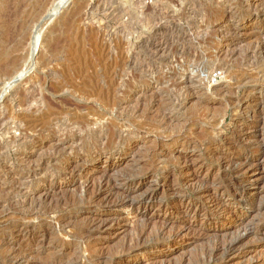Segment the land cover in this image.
Listing matches in <instances>:
<instances>
[{
	"label": "rangeland",
	"instance_id": "1",
	"mask_svg": "<svg viewBox=\"0 0 264 264\" xmlns=\"http://www.w3.org/2000/svg\"><path fill=\"white\" fill-rule=\"evenodd\" d=\"M82 1L75 3L74 0H0V52L7 46L10 47V53H17L16 55L30 49L33 59L36 58V63L31 70L23 73V76L16 80L20 83L18 85L22 92L21 95L19 94L20 97L19 95L15 97V101L18 102L26 94H32L31 88H36L37 91H43L39 96L42 95L40 102L45 105L43 113L50 109L53 112L66 111L72 114L75 121L90 120L92 129L99 128L102 123L106 128L110 127L117 132H123L125 136L129 135L130 129L135 130L137 134L132 135L134 144L125 146L118 154L113 155L112 160L110 158L106 160L107 155L101 154L98 162L88 161L87 164H81V168L87 174L93 172L95 176L101 177L103 173H107L117 178L123 175L132 176L137 168L142 167L144 174L133 178V183L135 186H142L141 194L154 189L158 198H162L164 203L161 206L156 204L154 207L136 204L131 211L115 206L111 209L116 214V217L112 216L115 222H110V225L98 235L88 239L80 235L79 229L86 227L92 220H98L100 216L109 217L112 213L107 214L104 209L96 210L95 206L86 202L83 206L66 212L64 231L60 225L65 218L59 220H53L52 217L37 218L29 208L22 210L18 204L11 202L0 207V235L7 229L15 233L21 230L28 234L25 239H22L21 234H15V238L8 237V240L15 247L22 248L23 252L29 254L26 259L28 260L26 263L29 264H201L203 252L217 242V238L211 236L213 233L216 232L231 239L238 234L237 229L243 221L251 225L256 222V214L251 212L242 222L229 223L217 219L210 224L199 218L191 219L190 214L174 212L176 204L169 201L171 198L169 193L174 190L187 196L185 204L191 200L197 201L198 197L192 191L195 182L189 181L196 170L201 172V179L207 182L209 187L220 189L219 181L216 182L217 187L213 182L221 178L223 171L219 173L221 170L211 153L217 151L224 155L235 154L237 142H227L226 139L233 138L237 132L245 137H251L253 141H264V135L249 134L241 130L254 123L263 126L264 115L261 114V118L242 117V111L237 112L235 108L238 102L254 105L255 101L262 99L259 90L264 86V0H229V2L226 0H167L168 2L158 0L166 4L170 10L179 13L177 14L178 25L175 23L179 27L170 24L171 20H169L170 23L168 19L161 20L160 22L168 23L163 24L167 30L158 36L150 33L151 25L145 22L147 15L143 14L144 5H141L139 9L140 6L131 9L134 14L132 28L135 29L131 28L132 32L129 30V33L122 35L117 33L120 29L117 19L109 16L113 11L111 7H114L116 14L122 11L118 0L108 6V0ZM105 2L106 6L102 4ZM152 2L153 0H144L146 6L151 5ZM222 2L227 4L223 5ZM170 4L176 6L172 5V8ZM46 6L47 16L43 14L44 16L41 17L39 12ZM180 12L183 17L180 16ZM28 13L32 16L29 17ZM36 13H38L37 16ZM33 15L39 19L30 20L35 19ZM184 16L190 22L185 21ZM8 21L11 23L10 27L7 26ZM34 21L40 22L38 25L35 22L34 27L28 28ZM46 22L47 25L44 26ZM195 23L203 24H201L203 29L198 31L199 35L194 31L197 34L193 33L191 37L185 36L187 31L196 27ZM168 25H172V28ZM200 30L205 31L202 34ZM170 33L173 36H170ZM39 36L40 41L37 44L36 38ZM169 36L172 39H169ZM161 41L162 44H169L168 47L171 49L166 54L172 60H167L165 64L168 65L165 69L157 73L152 68L158 67V64L163 61L154 59L155 51L152 44L154 42L159 44ZM181 48L184 52H180ZM222 49L224 54L218 61V67L212 73L209 72V79L205 81V90L213 89V93L208 94L207 90L198 91L193 87L194 90L184 107L174 109L179 95L177 91L180 90L177 86V78L179 79L182 74L178 63L192 64L193 61L196 64L200 62V58L206 60L204 58L207 57L211 60V57ZM181 53L184 54L182 57L185 60L181 57ZM125 59L129 61L128 71L125 68ZM171 61L176 62L171 64ZM45 76L47 85L44 86ZM26 78L28 80H24ZM61 82L65 84V88L59 91L55 86ZM125 83L132 88L130 92L122 95L121 90ZM8 90L10 91L5 92L6 98L3 95L2 102L5 99L6 103L0 111V120H2L0 126L4 123L1 127L5 129L0 127V203L10 198V189L16 183V178L13 179V176L17 175L21 169L19 163L21 160L16 154V149L11 148L13 146L9 148L4 145L10 142L13 135L20 133L16 127L23 122L22 125L27 126L23 130L31 132L36 129L33 125L41 129L42 127L53 128L56 124L54 121L52 126L51 124L40 125L46 122L38 118L39 122L36 124L34 122L36 117L28 121H25L23 117V121L17 119L16 116L20 114L24 116L22 113H25V110L12 105L14 99L9 97L11 89ZM8 98H11V101H8ZM2 102L0 101V104ZM167 112L171 113L174 120L166 125L165 123L160 125L159 118ZM99 118L104 119L100 122ZM197 120L201 122L199 126H190ZM180 134L188 139L200 140L203 137V144L197 148H187L180 140L177 141V136ZM220 136L221 138L218 139ZM68 142L71 143V137L51 135L38 138L34 144L35 154L27 150V153L34 156L28 163L35 164L41 159L53 156L58 147ZM70 143L65 147L70 149ZM82 144L87 145L84 142ZM71 153V159L63 162L64 167L73 168L79 165L81 159L87 154L82 148ZM242 153L252 158L258 155L254 150H246ZM5 163L8 166L3 170L2 166ZM112 163L116 165L115 171L110 168ZM186 163L193 169L187 174L181 173ZM256 165L254 164L246 175L255 185L247 192L256 193L264 189V172ZM200 166L203 168L199 169ZM153 168L158 169V178H148L146 170ZM166 172L171 174L170 180L164 178ZM180 175L183 177L178 181ZM187 177H189L188 182H186ZM69 179H71L70 176L67 179L68 184L64 183L62 189L55 190L58 184H50L54 190L47 204H51L54 209L59 200L67 199V197L76 198L81 192L83 188L81 184L73 186ZM83 181L82 179L80 183ZM120 184L118 182V185ZM43 186L44 184H41L39 187ZM234 197L232 192H226L220 199L228 204V211L243 214L247 210L243 205L236 207L231 204V199ZM37 201L40 202V198H37ZM206 204L207 207L213 206L210 203ZM259 205L260 202H257L255 206L259 207ZM45 208L47 207L43 206V210ZM55 212L59 213L60 210ZM143 220L149 221L151 225L149 230L153 232L165 228L168 222H172L174 225L166 227V232L177 229L181 235L171 240L169 245L162 243L161 247L154 250H131L133 244L130 242L142 230ZM262 229L264 232V224ZM48 232L49 237L45 241ZM31 236H34L32 242H27ZM80 237L87 239L79 240ZM250 239L244 246L246 254H241L239 257H237L239 254L231 255L230 259L234 258L228 264H247L264 257V235L258 239ZM222 260V257L218 258V262ZM0 264H4L1 258Z\"/></svg>",
	"mask_w": 264,
	"mask_h": 264
},
{
	"label": "bare ground",
	"instance_id": "2",
	"mask_svg": "<svg viewBox=\"0 0 264 264\" xmlns=\"http://www.w3.org/2000/svg\"><path fill=\"white\" fill-rule=\"evenodd\" d=\"M80 1H82V0H74L75 3H78ZM83 1H85V0H83ZM118 1L121 5L122 11L119 12L120 11L119 10L118 11L119 13L116 14L114 7H111L110 9H112L113 11H111L109 16H113L112 18H114L115 20L117 19V21L120 25L119 32L117 30V33H120L122 35L129 33V30H131V32H132V29H135V28H132L133 20H134V14L132 13L131 9L133 7L136 8V7L140 6V7H138V9H139V8H141V5H144V7L142 9L143 14L146 13L145 15H147L146 16L147 19H145L146 20L145 22L147 24L151 25V29H150L151 32L148 30L150 33L158 36L159 34L163 33L164 30H167V27L165 28V26L163 25V24L166 25L167 22L166 23H163L164 21L160 22L161 20L168 19V21L171 20V23L169 21L170 24H172V25L177 24V17H178L177 14H179V13H176L175 11L170 10L167 7V5L163 3L164 0H162L163 2L158 1V0L157 1L153 0L152 4L147 5V6L144 4V0H118ZM166 1H165V3H166ZM226 1L229 2V0H226ZM113 2H115V0H108L107 6L109 4L112 5L111 3H113ZM86 3H88V2H86ZM225 3L226 2H222L223 5ZM84 4H85V2H84ZM102 4H104L106 6V2L102 3ZM170 5H169V7H170ZM172 5L174 7L176 6L174 4H172ZM173 6H172V8H173ZM82 7H86V6H82ZM18 8H20V7H18ZM110 9H109V12H110ZM118 9H120V8H118ZM17 10L18 9H16V11ZM79 10H80V8H79ZM79 10H77V11H79ZM164 10H166V11H164ZM195 10H197V9H195ZM47 11H48L47 6L43 7L42 10L39 12L41 17H43L44 16L43 14H46ZM186 11L185 12L183 11V12L186 13ZM201 12H199V13H201ZM191 13H194V12H191ZM30 14L28 13L27 15L29 17H31L32 15L30 16ZM139 14H140V12H139ZM37 15H38V13H36V16ZM181 15H182V13L180 14V16ZM223 15H225V14H223ZM28 16H27V18H28ZM33 16H35V15H33ZM36 16H35V19H30V20L39 19V18L36 19ZM46 16H47V14H46ZM46 16L44 18H46ZM163 16H165V18H163ZM127 17H128V19H126ZM181 17H183V16H181ZM184 17L186 18V16H184ZM143 18H145V17H143ZM204 18H206V17H204ZM190 19H193V18H190ZM180 20H182V19H180ZM188 20L186 18L185 21H188ZM194 20H196V18ZM42 21H43V19H42ZM35 22L36 21L32 22L28 26V28L34 27ZM188 22H190V21H188ZM38 23H37V25H38ZM144 23H143V25H144ZM191 23H192V21H191ZM197 23H195V24H197ZM201 24L202 23L197 24L196 27H194V29H192V30L189 28L190 30L187 31V33L185 32L186 33L185 36L189 37L193 33H196V32L198 33L199 29H203ZM10 25H11V23L9 22L7 24V26L10 27ZM43 25L46 26L47 22H46V24H43ZM180 25H182V24L180 23ZM103 26H105V25H103ZM171 26H169V27L172 28ZM106 27H109V26H106ZM106 27H105V29H106ZM143 27H145V26H143ZM177 27H179V26H177ZM190 27H192V26H190ZM174 28H175V26H174ZM107 30H109V29H107ZM175 30L177 33L178 32L177 29H175ZM205 30H202V31L200 30V31L203 34L204 33L203 31H205ZM169 31L171 32L170 29H169ZM182 31H184V30L182 29ZM194 31H196V32H194ZM135 32H137V31H135ZM143 32H141V34ZM179 32H180V34L182 33L181 30ZM199 33H198V35H199ZM173 34H175V33H173ZM166 36H167V33H166ZM170 36H173V35H171V33H170ZM170 36L168 38L172 39V37L170 38ZM182 37H183V34H182ZM36 40H37L36 43L38 44L40 41V36L37 37ZM166 42H168V41L166 40ZM152 45H153L152 48L155 51V53H154L155 58L154 57L153 58L156 59L157 61L161 60V61H163V63L162 62L159 63L158 67L152 68L151 67L152 65L150 67L155 72L163 71L165 69V67L168 65V64L167 65L165 64L167 62V60H172V59H170L171 57H169V55H167L171 48L168 47L169 44H162V41L159 44L157 42L156 43L154 42V44H152ZM153 50H152V52H153ZM183 50L184 49H182V51H180V52H184ZM30 52H31L30 49H26V51L24 53H18V55H16L17 53H10V47L9 46H7L5 49H3L0 52V101L2 102L3 95H5V98H6V94H5L6 90L8 92V91H10L8 89H11L9 97L11 96V98L14 99V101H12V105L17 106V107H21V108H23L22 110H25V113H22V115H24V116H21V114H20V115L16 116L17 119H20L21 121H23V119H22V117H23L25 121L26 120L28 121L31 118L36 117L35 121H34L36 124H38V122H39V121H37L38 119L46 122L45 124H40V125H50L51 124V126H52V123L54 121H56V124L53 126V128L42 127L41 129H37L38 126L33 125V127L36 126V129L34 131L31 130V132H29V131L27 132V131L23 130L27 126L25 124L22 125L23 124V122H22V124H20L16 127V130H18V132H20V133L18 134L16 132L17 134H15L11 137L10 142H7L6 144H4V145H6V147L10 148L11 146H13L11 148L16 149V154L19 156V158L21 160V161H19L21 169L17 175L13 176V179L16 178L15 179L16 183H15V185L13 184L14 186L11 187V189H10V191H11L10 195H9L10 198L1 202L0 207H2L3 205L9 204L11 202H15L16 204H18L22 208V210L25 208L26 209L29 208L30 211L32 210L31 213L35 214V216H37V218H50V217H52L53 220H59V219L65 218V220L60 225V228H62L65 225V222L67 220L66 219V212L75 210V209L83 206V204L86 202L89 205L95 206L96 210L104 209V211H106L107 214L112 213L109 217L100 216L98 220H95V221L92 220L90 223L87 224L86 227L79 229L80 235L82 237H87L89 239L90 237L98 235L100 233V231H102L108 225H110L109 224L110 222L111 223L115 222L113 217H116V214H114L113 211L111 210L115 206L121 207V208H123L125 210H129V211L133 210L136 204H140V205L145 206V207H154L156 204H159V206H161L164 203V201L162 200V198H158V195L154 189H152L150 192H146V193L141 194L140 192L142 190V186H140V187L138 185L135 186V184L133 183V178H135L136 176L144 174L143 173L144 171H142V169H141L142 167L137 168L135 173L132 176L131 175L130 176H128V175L124 176L123 175L122 177H117V178L112 177L107 173H103V175L101 177H99V175L95 176V174H93V172H92V174H90V173L87 174L81 168V166H82L81 164H87L88 161L89 162H98L100 160L99 157L101 154L107 155L106 160H110V159L112 160L113 155L118 154L119 151H121L125 146L134 144L135 141H134V138L132 135L137 134L135 132V130L130 129L129 135L125 136L123 132H117V130H112L110 127L106 128L104 125H102V123L100 124L99 128L92 129L90 126L91 125L90 120H88V119L87 120L77 119L75 121L72 114L68 113L66 111L65 112H62V111L53 112L50 109V110H46L45 113H43V110H45V105H43L40 102L42 95H41V97H39L43 91L42 90H41L42 92L37 91L36 88H31V91H33V93L31 92L32 94H29V95L26 94V96L22 97L18 102L15 101V97H17L19 94L21 95V92H22L20 90V87H19L20 85H18L20 83H18V81H16L17 78L19 79V77L21 75L23 76V73L25 74V72L28 73L31 70V67L33 66V64L36 63V61H35L36 58L34 60L33 59L34 56H32ZM223 54L224 53H223V49H222L221 51L218 50L215 53V55L213 53L214 56L211 57V60L210 59L208 60L209 57H207V58L203 57L204 59H206V60H203L202 58H200L201 57L200 56L199 57L200 62H198L196 64H194L195 62H193V61H192V64H189V62L187 64L183 63V62L178 63L179 70L182 74L180 75L179 79L177 78V86L179 87L180 90L178 89L179 92L177 91V93H179V95L177 96V100H176L177 104L175 103L176 105L173 107L174 109H176V108L179 109V108L184 107V105L186 104V101L191 96L192 90H194L193 87L198 91L199 90H201V91L205 90V81L209 79V72L212 73V71H214L218 67V63H219L218 61L221 60L220 58ZM180 55L182 57L184 54L181 53ZM197 56H199V55H197ZM110 57H112V56H110ZM141 59H143V58H141ZM197 59H198V57H197ZM125 60H126L125 68L127 70L129 67V61H127V59H125ZM175 62L176 61H173L171 64H175ZM150 63H151V61H150ZM170 63H169V65H170ZM144 69H143V71H144ZM148 71H151V69H148ZM159 76H161V75H159ZM152 79H154V78H152ZM24 80H28V79L26 78ZM44 81H45V83H43V85L45 86V85H47V77L46 76H45ZM126 83H128V82H126ZM50 84H48V85H50ZM128 84H126L124 86V88L121 90L122 95H125L131 91L132 87H129ZM135 84H133V85H135ZM53 85L54 84H52V86ZM55 88H57V90L61 91V89L65 88V84H63L61 82L60 84H57L55 86ZM55 88L53 87V89H55ZM26 90L28 91V89H26ZM206 90L205 91L208 92V94L213 93V89H212V91L209 88ZM214 90H219V89L214 88ZM259 92H260V95L262 96V99L255 101L254 105H252V104L248 105L247 103H242V102H238V104L236 103L237 106L235 108L238 110L237 112L242 111V113H243V115H241L242 117L261 118V114L264 115V106H262V104L264 103V86L259 90ZM20 95H19V97H20ZM11 98H8L9 99L8 101H11L10 100ZM4 103H6L5 99L3 100L2 104H0V111L2 110L1 109L2 106H4ZM106 104H108V103H106ZM119 106L121 108L122 104ZM66 113H68V114H66ZM69 114L71 116H69ZM170 114H168V112H167V114L166 113L163 114V116H161L163 118L161 119V117H160L159 118L160 121L159 122L156 121V122H158L160 125H164V123L166 125V123L168 124V122L170 123V121L174 120V117ZM113 116H114V114L112 115V117ZM2 118H4V117H2ZM0 119H1V117H0ZM11 119H12V117H11ZM103 119L104 118H99L100 122ZM7 120H8V118H7ZM9 121H10V118H9ZM0 122H2V120H0ZM200 123H201L200 120L199 121L197 120V121H194L193 123H191L190 126L192 125L193 127H197L200 125ZM6 124H8V122ZM262 125L263 126H261L258 123H254L252 125L245 126V128L241 129V130H243L249 134L256 133V134L263 136L264 135V124H262ZM157 127H158V125H157ZM1 128H3V127H1ZM8 129H10V127ZM161 129H162V127H161ZM235 134L236 135L233 138H227L226 139L227 142H235V141L237 142V145H235V151H236L235 154L224 155V154H221L220 152H217V151H214L211 153L212 158H215L217 160L216 164H217L218 168L221 170V171H219V173H221L223 171V173H221L222 174L221 178L215 179L213 182L215 184V186L217 187L216 182L219 181L218 183L221 185L220 189L218 187L216 189H212L211 187H209L208 183L205 182L203 179H201V177H200L201 172L200 171L197 172V170H196L192 174V176L190 177L189 181L195 182V185H193L192 191L195 193V195H197V197H198L197 201L191 200V201H189V203L185 204L184 202H185V199H187V196L181 195V194H179V192H176L174 190H172L169 193V196L171 197L169 201H171L173 204H176V209L174 212L190 214L191 219L199 218L202 221L210 222V224H213L212 222L214 220H217V219H220L224 222H229V223L242 222L243 219H245L251 212H255V214H256V218H257L256 222H254L251 225V224H248L245 221H243L240 224L239 229H237L238 234L231 239L229 237H224V236H222L216 232L213 233V235H211V236L217 238V242H215V245H212L208 250L203 252L204 254L202 256L201 264H209V263L210 264H213V263H215V264H228L230 261L233 260L232 258H234V257H232L231 258L232 260H231L230 259L231 255L233 256V255L239 254V255H237V257H239L241 254L242 255L246 254L245 253L246 250L244 251V246H245V243L250 238H257L258 239L259 237L264 235V232L262 229V226L264 224V189H262L260 192H256V193L247 192V190L249 188H251L252 186H255V185L253 184V182L251 180H248V178L246 177L247 173H249L250 170L254 167V164H257L256 166L259 167L260 170H262V172H264V156H263L264 155V141H261V140L253 141L251 139V137H249V136L245 137L243 134H240L238 132ZM249 134H247V135H249ZM51 135L59 136V137H65V136L71 137V143L70 142L64 143L61 147H58L56 149L55 153L53 154V156H51V157H48L46 159H41L35 164L28 163V161H30L32 159V157H34V156L31 153H27V150H31L35 154V152H36L35 148H34L35 141L38 138L41 139V138L48 137ZM75 137H77V138H75ZM220 138H221V136L218 139H220ZM178 140H180L182 142V144L184 146H186L187 148H197L203 144V137L200 140L188 139L187 137H183V134H180L179 136H177V141ZM82 142L86 143L87 145H83ZM69 143L71 144L70 149H68V147H65ZM223 144H227V143H223ZM232 144H234V143H232ZM29 147L31 149H28ZM79 148H82L83 150L85 149L87 152L86 156L83 157V159H81L80 164L76 165L73 168L72 167H68V168L64 167L63 162H65V160H70L71 159L70 156L72 154L71 152H74L75 150H77ZM246 150H254L257 152L258 155L253 157V158L244 156L242 152L246 151ZM3 154H5V153H3ZM237 154H239V156H237ZM187 164L188 163H186L184 165L181 173L187 174V173L192 171V169H193L192 166H188ZM7 166H8L7 163H5V165L2 166V169L5 170L7 168ZM139 166H144V165H139ZM110 168L114 170V169H116V165H114L112 163L110 165ZM202 168H203V166L199 167V169H202ZM57 169H59V170H57ZM146 172L148 174L147 175L148 178H151V179L158 178V173H157L158 169H156V168L148 169V170H146ZM84 174H87V175H84ZM170 175L171 174L169 172H166L164 175V178L166 180H170L171 179ZM69 176L71 178L69 180L72 181L73 186L81 184V186L83 188H82L81 192L79 193V195L76 196V198L75 197H72V198L67 197V199L59 200V202L57 203V205L54 209L51 204H47L48 201L51 200L50 196L52 194V191L54 190L51 185L56 183L58 185L55 187V190L62 189L64 187L63 186L64 183L68 184L67 179ZM186 176H188V175H186ZM181 177H183V176L180 175L178 177V181L181 180ZM82 179L84 181L82 183H80V181ZM188 179H189V177L186 178V180H187L186 182H188ZM224 179H226V181H224ZM210 180H212V179H210ZM118 182L121 184L118 185ZM41 184H44V186L39 187V186H41ZM41 188H43V189L41 190ZM226 192L227 193L232 192V194H234V196H235L234 199H231V202H232L231 204L235 205L236 207H241L240 205H243L247 209L243 214H240V212L228 211V209H229L228 204L224 203V201L220 199L223 196V194ZM37 198H40V202H38V201L36 202ZM257 202H260L259 207H257L258 205L255 206ZM206 203H210L213 206L207 207L208 205ZM43 206L47 207V208H45L46 210L45 209L43 210ZM58 209L60 210V212L56 213L55 211ZM108 220H110V221L108 222ZM142 222L144 224L142 226V230L130 242V244H133L132 249L130 248L131 250H135V249H147V250L153 249L154 250L156 248L161 247L160 245L162 243H166V246L169 245L171 240H173V239H175L181 235V232L177 231V229H172L170 232H166L167 231L166 227H169L170 225H174L172 222H168L166 224L167 226L165 228L157 229L154 232L149 230L151 225H150L148 220H143ZM9 230L10 229L5 230L0 235V258L2 259L4 264H29L28 262L26 263V261H28L26 259L29 256V254L23 252L21 250L22 248L20 249L18 247H15L13 245V243H11L10 240H8V237L15 238V234H21L22 239H25V238H27L28 234H25L21 230L16 231V233L9 231ZM63 230L65 231V228ZM48 234H49V232L46 233L45 241L48 240V237H49ZM33 237L31 236L30 239L28 238L27 242H29V241L32 242ZM82 237H80L79 240L87 239V238H82ZM146 238H147V240H145ZM21 247H23V246H21ZM219 257H222V259H223L220 262H218ZM97 263H99V262H97ZM258 263L264 264V257L262 259L256 261V262L255 261L248 262L247 264H258Z\"/></svg>",
	"mask_w": 264,
	"mask_h": 264
}]
</instances>
